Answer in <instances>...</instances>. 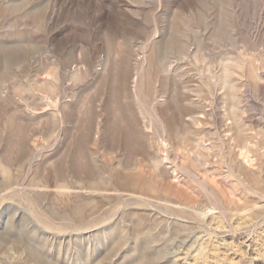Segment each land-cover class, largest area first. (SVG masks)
<instances>
[{"label": "rangeland", "instance_id": "1", "mask_svg": "<svg viewBox=\"0 0 264 264\" xmlns=\"http://www.w3.org/2000/svg\"><path fill=\"white\" fill-rule=\"evenodd\" d=\"M0 264H264V0H0Z\"/></svg>", "mask_w": 264, "mask_h": 264}]
</instances>
